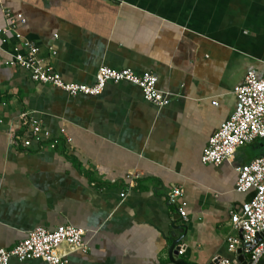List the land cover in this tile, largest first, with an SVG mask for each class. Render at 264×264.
<instances>
[{
	"label": "crops",
	"instance_id": "0c3cea01",
	"mask_svg": "<svg viewBox=\"0 0 264 264\" xmlns=\"http://www.w3.org/2000/svg\"><path fill=\"white\" fill-rule=\"evenodd\" d=\"M4 10L22 15L18 32L65 82L92 85L100 66L152 72L170 102L157 107L126 81L94 96L33 82L3 65L14 38L2 45L0 34V248L68 224L85 231L89 250L65 264H173L179 239L188 264L230 257V213L251 197L235 191L234 166L253 154L239 148L218 166L200 157L235 109L233 88L263 71L264 0H0V27ZM22 110L71 141L15 146L12 133L29 135L14 119ZM128 172L143 178L121 198ZM172 185L183 189L187 222L164 198Z\"/></svg>",
	"mask_w": 264,
	"mask_h": 264
},
{
	"label": "built area",
	"instance_id": "2783aa9c",
	"mask_svg": "<svg viewBox=\"0 0 264 264\" xmlns=\"http://www.w3.org/2000/svg\"><path fill=\"white\" fill-rule=\"evenodd\" d=\"M3 16L5 25L0 27L1 44L8 43L7 34L13 36L14 44L10 49L3 48L7 57L2 63L5 67L21 68L33 82L58 88L70 96H94L100 94L108 82L126 81L138 86L142 97L155 106L169 104V94L157 88V77L152 72L136 74L128 68L117 70L100 66L92 85L65 82L54 71L48 58L40 55L38 44L18 32L17 26L25 23L22 15H11L9 10H4ZM54 54L55 50L51 47L50 56ZM233 94L236 99L235 109L209 137L200 157L203 164L218 166L223 162H230L239 148L264 138V68L260 76L254 69L248 70L242 82L233 88ZM211 103L217 104L216 101ZM14 119L29 135L23 137L12 133V143L25 150L33 143H36L38 150H53L59 143L68 144L71 141L63 129L60 131L62 138L52 137L29 111H19ZM234 170L237 175L235 191L250 193L251 197L242 203L239 211L230 213L225 236L226 251L230 257L216 255L212 261H216V264H264V155L236 165ZM125 178L128 181L120 192L121 198L136 187L143 176L128 172ZM183 194L182 187L172 185L164 198L169 205L175 207L179 217L187 222ZM84 235L83 229L68 224L57 226L53 230L33 228L11 248H0V264H9L12 258L19 262L39 260L42 264H65L72 252H88L89 246ZM183 251V246H179L178 254L181 255ZM240 254L244 256L241 262L238 261Z\"/></svg>",
	"mask_w": 264,
	"mask_h": 264
},
{
	"label": "water",
	"instance_id": "95a60500",
	"mask_svg": "<svg viewBox=\"0 0 264 264\" xmlns=\"http://www.w3.org/2000/svg\"><path fill=\"white\" fill-rule=\"evenodd\" d=\"M181 227H182V230H184V231L186 230V226L185 225H183ZM179 240L172 241L171 246H170V256H169V258H170V260H171V262L173 264H188L184 260H182L181 258L178 257V251H179L178 242H179ZM237 252H240V250H238ZM247 257H249V256L247 255ZM243 259H244V256L242 254H240L238 256V261L241 262V261H243ZM208 264H216V261L215 262L214 261H210Z\"/></svg>",
	"mask_w": 264,
	"mask_h": 264
},
{
	"label": "rangeland",
	"instance_id": "374dc122",
	"mask_svg": "<svg viewBox=\"0 0 264 264\" xmlns=\"http://www.w3.org/2000/svg\"><path fill=\"white\" fill-rule=\"evenodd\" d=\"M259 143H260V146H257V147H255V146L250 144V145H246L244 147H241L240 149H242L245 152H247L248 157H249V155H252V154L254 155L256 153L264 151V138L260 139Z\"/></svg>",
	"mask_w": 264,
	"mask_h": 264
},
{
	"label": "trees",
	"instance_id": "16d2710c",
	"mask_svg": "<svg viewBox=\"0 0 264 264\" xmlns=\"http://www.w3.org/2000/svg\"><path fill=\"white\" fill-rule=\"evenodd\" d=\"M251 145H253L255 147L260 146L259 140L255 141ZM261 155H264V151L254 154L253 155V158L258 157V156H261Z\"/></svg>",
	"mask_w": 264,
	"mask_h": 264
}]
</instances>
